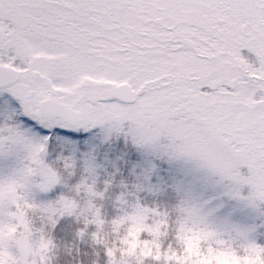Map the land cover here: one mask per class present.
I'll list each match as a JSON object with an SVG mask.
<instances>
[{"label": "snow or ice", "instance_id": "snow-or-ice-1", "mask_svg": "<svg viewBox=\"0 0 264 264\" xmlns=\"http://www.w3.org/2000/svg\"><path fill=\"white\" fill-rule=\"evenodd\" d=\"M264 264V0H0V264Z\"/></svg>", "mask_w": 264, "mask_h": 264}, {"label": "rangeland", "instance_id": "rangeland-1", "mask_svg": "<svg viewBox=\"0 0 264 264\" xmlns=\"http://www.w3.org/2000/svg\"><path fill=\"white\" fill-rule=\"evenodd\" d=\"M77 247L80 248L81 253L88 254L86 248L77 245L72 240H66L62 242V253L64 255L65 264H74V258L78 259L76 256Z\"/></svg>", "mask_w": 264, "mask_h": 264}]
</instances>
